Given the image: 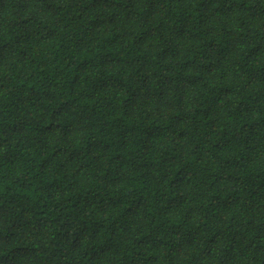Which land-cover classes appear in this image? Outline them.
I'll list each match as a JSON object with an SVG mask.
<instances>
[{
	"label": "trees",
	"instance_id": "16d2710c",
	"mask_svg": "<svg viewBox=\"0 0 264 264\" xmlns=\"http://www.w3.org/2000/svg\"><path fill=\"white\" fill-rule=\"evenodd\" d=\"M0 264H264V0H0Z\"/></svg>",
	"mask_w": 264,
	"mask_h": 264
}]
</instances>
